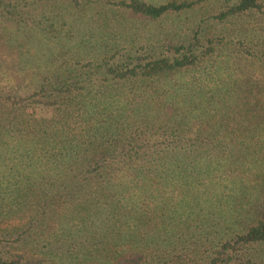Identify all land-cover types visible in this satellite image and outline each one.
<instances>
[{"label": "trees", "instance_id": "obj_1", "mask_svg": "<svg viewBox=\"0 0 264 264\" xmlns=\"http://www.w3.org/2000/svg\"><path fill=\"white\" fill-rule=\"evenodd\" d=\"M0 264H264V0H0Z\"/></svg>", "mask_w": 264, "mask_h": 264}, {"label": "rangeland", "instance_id": "obj_2", "mask_svg": "<svg viewBox=\"0 0 264 264\" xmlns=\"http://www.w3.org/2000/svg\"><path fill=\"white\" fill-rule=\"evenodd\" d=\"M187 16V15H186ZM186 16H182L180 19H178L175 22H172L171 20H166L163 24L165 28H168L170 33L173 34L174 37L182 36L183 31H188V28L191 27L199 18H196V16H192L190 20L186 19ZM167 30V29H164ZM186 30V31H185Z\"/></svg>", "mask_w": 264, "mask_h": 264}]
</instances>
